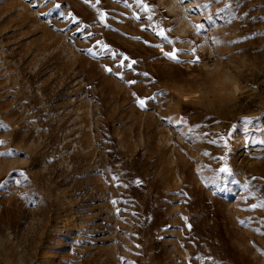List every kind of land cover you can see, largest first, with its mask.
<instances>
[{"label":"rangeland","instance_id":"374dc122","mask_svg":"<svg viewBox=\"0 0 264 264\" xmlns=\"http://www.w3.org/2000/svg\"><path fill=\"white\" fill-rule=\"evenodd\" d=\"M36 2L0 0V122L8 126L0 129V152L18 153L0 156V264H264V208H250L264 200V0H189L191 30L171 35L204 42L205 62L195 67L143 42L161 40L132 18L134 0L132 8L120 0L96 8L95 0ZM147 2L169 27L185 13L175 0ZM56 3L60 9L41 15ZM60 12L95 35L82 39ZM201 22L206 35L194 36L192 24ZM96 40L137 59L136 72L116 68L120 57L80 51ZM213 63L237 86L202 96L192 82ZM105 65L143 82L129 86ZM144 71L156 83L138 75ZM161 90L168 95L147 110L132 96ZM219 156L234 172L219 184L224 191L214 185L223 175ZM18 171L28 177L21 184Z\"/></svg>","mask_w":264,"mask_h":264},{"label":"snow or ice","instance_id":"6c2138e0","mask_svg":"<svg viewBox=\"0 0 264 264\" xmlns=\"http://www.w3.org/2000/svg\"><path fill=\"white\" fill-rule=\"evenodd\" d=\"M30 2H32V0H30ZM50 2V0H43L44 5L46 6L48 3ZM85 3H91V0H84ZM101 2V0H95L94 3H91V6L93 8H96L97 5H99ZM121 3L124 4V6L126 8H132V4H130L128 2V0H120ZM189 2V0H175V3L180 5L181 7L185 8V13L181 15V17L179 18L180 20H189L191 12L190 10L187 8V3ZM134 3L136 5V8L139 10L138 12H133L132 13V18L136 21H141L142 18L144 21H146V23H142V30H151L154 35L159 38L161 40V43H151L148 40H144L143 42L155 49H159V52L161 54V56H163L165 59H167L168 61L177 64V65H181V64H187V65H192L193 67L199 65L200 63L205 62V58L199 53V49L200 47L203 46V41H196L195 39H183L180 37H173L171 35V33H173L175 31L176 28H178L180 25L179 23H174L172 24L170 27L167 25L166 21L169 19L168 17H159L157 16L156 13V7L151 5L150 3L147 2V0H134ZM209 3H211V0H209ZM33 7L37 8L39 7V0H37L36 3H33ZM205 8L208 7V4L206 3L204 5ZM61 8V5L59 3H56L54 5V8L52 10H50L48 13H41V15L47 16V15H51L53 11L58 10ZM143 14V17L142 15ZM61 19L66 20L72 24L76 25V32L81 34V38L85 39V40H90L95 33H93L92 31H86V29L90 28V25H84L83 27L80 25L79 20L77 19V17L71 13H64V12H60L59 13ZM122 15H124L122 13ZM98 18L100 23H102L105 27H108V24L106 23L107 18H108V14L104 11H99L98 10ZM207 19L209 21H211L212 17L208 16ZM192 27L194 28V36H199L201 34H205L206 35V25L201 22V23H193ZM60 31H64L63 29H60ZM132 39L135 40H140L141 37H132ZM220 41L216 40V39H212L211 40V44L215 45V44H219ZM233 43H235V41H233ZM177 44H188L189 47H177ZM171 46V50H166L165 46ZM97 48H99V51H97ZM82 53L87 54L88 56L92 57L93 59H97L103 55H108L109 58H111L113 61H117V58L120 57V59L118 60V62L116 63L115 67L116 68H123L126 71L130 70L133 71L134 73L136 72V69L134 68L135 65H137L139 63V61L137 59H132L131 57H129L126 54L123 53H119L115 50H113L111 48V46L107 43H105L103 40H96L95 44L91 47H88L86 49H81L80 50ZM184 56H190L191 59L185 60L183 59ZM125 61H127V63H125ZM105 67V71L109 74L112 75H116L122 82L126 83L129 86L132 85H136L137 83H141L143 81H138L136 79H129V80H124V73L123 72H118V71H114L112 67H108L107 65L104 66ZM139 76L144 77L148 82L150 83H156V81L150 77V74L147 71L144 72H139L138 73ZM236 91H239V88H236ZM168 95L167 92L161 90L157 93H155L152 96H149L147 98H141L136 92L132 93V96L135 98L136 104L137 106L141 109V110H147V108L150 106L152 101L158 100L160 97L166 96ZM183 99L185 101L189 100L188 96H184ZM169 123H171V118H165ZM177 123H181V124H186L187 121L181 119L180 121H178ZM251 121L248 119H245L244 124L248 125L250 124ZM7 125L3 124L2 122H0V129H7ZM196 127H199V125H197ZM189 132L192 131L191 128H189L188 130ZM221 141H224V144L226 145L228 143V141L224 140V137H220ZM217 140L216 139H212L209 141L210 144L212 145H216L217 144ZM2 143V142H0ZM14 155H18V153H16V151L14 149H10L7 152H0V156L3 157H12ZM204 156H208L209 153L208 152H204L203 153ZM213 159H216L218 161H225L224 165L222 167H219L218 169V173L219 174H223V175H217L214 178V185H216V190L217 191H224L225 189L223 187H220L219 184L220 183H226L229 179V177L234 175V172L232 169L229 168L227 162H226V158L224 156H219V157H213ZM12 173H9V176H11ZM18 176L22 177L23 180L21 179H16L15 183L16 184H21L23 183V181H26L28 179L26 173L24 171H18ZM120 176L119 175H113L111 176V180L114 182H117L116 186H120L119 181H120ZM257 179V177H252L251 180L255 181ZM137 184H140L141 181L137 180L135 181ZM233 183H235L236 181L233 180ZM5 184L4 183H0V188H4ZM243 188L245 190H247L249 188V184L245 183L243 185ZM255 193H250V195H254ZM117 203V201H113V204ZM251 209H257V208H264V200H262L260 203H253L250 205ZM239 223L241 225H246L247 222L245 220H240ZM261 223H264V220L261 221ZM257 231H259V229H257ZM262 255H264V252H262ZM123 260V258H121ZM208 259H211L210 257H208ZM127 264H134V262H127Z\"/></svg>","mask_w":264,"mask_h":264},{"label":"clouds","instance_id":"9594fccd","mask_svg":"<svg viewBox=\"0 0 264 264\" xmlns=\"http://www.w3.org/2000/svg\"><path fill=\"white\" fill-rule=\"evenodd\" d=\"M173 10L175 12H182L181 9L174 6ZM178 31L181 34H187L191 30V25L185 21L178 18ZM202 78L197 81L192 82L193 90H199L200 95H205L208 90L213 92H218L220 95L227 94L229 89H234L237 84L222 65L213 63L211 65H201ZM177 88L186 87L183 84H177Z\"/></svg>","mask_w":264,"mask_h":264}]
</instances>
